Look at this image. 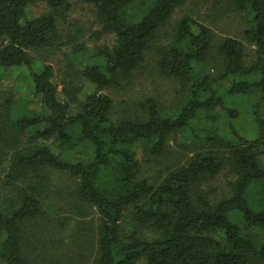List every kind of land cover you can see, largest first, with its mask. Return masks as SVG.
Instances as JSON below:
<instances>
[{"label": "trees", "instance_id": "1", "mask_svg": "<svg viewBox=\"0 0 264 264\" xmlns=\"http://www.w3.org/2000/svg\"><path fill=\"white\" fill-rule=\"evenodd\" d=\"M38 1L48 12L29 18L28 8ZM82 1L97 8L115 44L80 72L94 92L83 100V88L64 87L61 100L53 67L36 70L31 53L60 41L58 22L71 0H0V71L27 69L43 109L15 117L0 80V169L8 190L0 192V259L34 264L24 253L23 224L41 216L55 171L78 180L77 194L96 209L94 264H264V0H232L250 23L243 36L255 47L251 66L242 41L226 37L215 45L208 27L183 19L173 42L161 48L158 67L189 88L191 99L171 114L147 100L143 119L118 122L103 91L133 75L157 31L188 0ZM215 50L218 76L209 68ZM227 96L249 99L257 138L219 133V121L228 118L230 126L235 116ZM179 132L192 134L205 151L158 181L143 177L137 149L162 157ZM227 165L236 180L231 193L214 202L200 187Z\"/></svg>", "mask_w": 264, "mask_h": 264}, {"label": "rangeland", "instance_id": "2", "mask_svg": "<svg viewBox=\"0 0 264 264\" xmlns=\"http://www.w3.org/2000/svg\"><path fill=\"white\" fill-rule=\"evenodd\" d=\"M48 10L46 3L38 1L28 8V17L41 16ZM183 19L191 20V25L199 23L208 27L215 37V45L226 37L239 39L246 47V65L251 66L255 60V47L243 36L250 26L248 17L235 7L232 0H188L157 31L144 62L133 75L120 87L103 91L114 102L111 113L114 121L143 119L147 100L155 101L162 111L171 114L177 106L185 105L191 99L189 88L179 80L162 76L158 67L161 48L173 42ZM58 23L60 41L52 49L32 51L35 69L40 71L46 65L53 67V82L58 86L61 100L66 99L64 87L83 88L81 98L84 100L94 92L95 87L82 78L80 72L86 65L96 62L99 50L113 47L115 35L103 31L97 8L82 0H71L69 13ZM213 53L209 68L218 76L222 72L221 61L216 50ZM0 80L6 96L12 95L15 117L22 112L43 110L27 69L18 67L0 71ZM228 85L226 83L225 87ZM225 104L235 112V116H230V126L228 118L219 121L220 134L228 139L232 138L234 130L247 139H255L261 134L247 97L227 96ZM205 122L210 129L212 121ZM20 139L27 141L26 136ZM202 150L204 152L205 148L196 142L192 134L179 132L169 137L162 157H149L142 148H138L137 158L142 164V176L153 182L158 181L167 170L186 164ZM261 160L264 163V157ZM4 177L5 170L0 169V192L3 191L6 196L8 190H4ZM52 179L41 216L23 224L24 253L34 264H94L97 257L96 209L77 194L78 180L55 171ZM235 180V174L227 165L215 178L202 183L200 192L209 194L217 202L231 193ZM0 264L5 263L0 259ZM139 264L145 263L142 261Z\"/></svg>", "mask_w": 264, "mask_h": 264}]
</instances>
